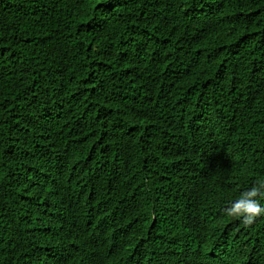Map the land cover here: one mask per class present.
<instances>
[{"label":"trees","instance_id":"obj_1","mask_svg":"<svg viewBox=\"0 0 264 264\" xmlns=\"http://www.w3.org/2000/svg\"><path fill=\"white\" fill-rule=\"evenodd\" d=\"M264 0H0V264H264Z\"/></svg>","mask_w":264,"mask_h":264},{"label":"clouds","instance_id":"obj_2","mask_svg":"<svg viewBox=\"0 0 264 264\" xmlns=\"http://www.w3.org/2000/svg\"><path fill=\"white\" fill-rule=\"evenodd\" d=\"M227 214L239 217L246 226L252 225L257 218L264 216V181L241 191L238 198L230 202Z\"/></svg>","mask_w":264,"mask_h":264}]
</instances>
